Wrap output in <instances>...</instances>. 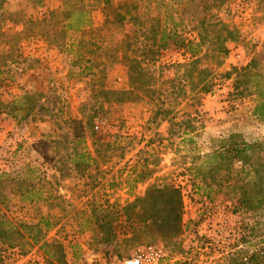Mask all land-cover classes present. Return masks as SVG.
<instances>
[{
  "label": "rangeland",
  "instance_id": "obj_1",
  "mask_svg": "<svg viewBox=\"0 0 264 264\" xmlns=\"http://www.w3.org/2000/svg\"><path fill=\"white\" fill-rule=\"evenodd\" d=\"M63 1L0 0V175L19 181L0 186V215L49 220L47 239L63 245L1 241L0 264H99L146 246L191 264H264V121L255 78L235 88V70L264 75V0H71L89 24L76 28L75 16L66 39ZM165 24L202 44L197 68L181 67L185 49L153 52ZM131 70L138 89L122 95ZM232 135L252 146L241 174L237 161L204 163L213 140ZM167 184L184 201L174 238L137 216L148 189ZM33 187L38 196L23 201Z\"/></svg>",
  "mask_w": 264,
  "mask_h": 264
},
{
  "label": "trees",
  "instance_id": "obj_2",
  "mask_svg": "<svg viewBox=\"0 0 264 264\" xmlns=\"http://www.w3.org/2000/svg\"><path fill=\"white\" fill-rule=\"evenodd\" d=\"M70 1L71 0H64L63 2L65 3V8H63L61 11L57 10V13L62 17L66 15L64 23L61 22L59 25L61 28H63L59 33L60 36L63 37V39H66V35L69 30L75 29L74 24L72 23V19L75 16H80L79 21L76 23V28L81 29L82 27L86 26V24H89V19L85 15V9L71 8ZM192 1L193 0H187L186 4H189ZM104 4L108 6V9L110 6H112L110 0L105 1ZM180 5L184 6L183 1L179 2V6ZM166 18L174 20V16L172 15L166 16ZM43 22L46 23L47 21L44 20L40 22V25L44 24ZM165 25L166 27L161 28V30L158 32L154 31L153 33V40L157 44V48L154 49L153 52H155V54L159 53L161 49H167L171 45L176 46L177 48L179 47L181 49H185L187 53H191L190 55L192 56V58L190 59L191 62L184 64L181 67L185 68L186 71H191L192 69L197 68V64L199 63V58H197V49L201 48L202 44L195 43L194 41L184 38L182 34L177 31V28H175L176 26L170 29L168 28L167 24ZM47 35L48 34H46L45 36ZM128 63H131V61H128ZM235 71L238 72L237 75L239 77L237 82L235 83V88L237 89H239L241 86H244V84L247 85L246 81H243L244 78L250 77L252 80L253 78H255L253 81L255 85L257 84V93L253 113L259 121H264V88L261 89L258 86V82H261V79L264 77V75L262 74V72H252L251 67ZM204 72V70L199 69L198 75H203ZM129 80L131 85H133L132 87H134L133 91L125 92V94L122 95H133L134 91L136 92V90L138 89L136 87L138 86V81H140V78H136V72L134 70L130 71ZM208 90L209 89L206 84H203V86L201 87V91L207 92ZM148 93L156 94L157 91L153 90V92ZM183 135H185V137L182 138L183 140L192 141V132H190L189 130H185ZM118 138L119 137L116 136L114 141L118 142ZM237 138L238 136L232 135L224 139L213 140V143H215L217 147L213 150L212 153L206 155V157L204 158V163L206 165H212V163L229 164V160L232 162L237 161L243 165L240 167L239 173L241 174L243 172H246L244 165H246L249 161V150L252 148V146L245 144L244 142L239 143L237 141ZM196 170H198V168ZM144 179L145 177L142 174L137 178V180L140 182L144 181ZM5 182L12 185H18L19 183V181H17L11 174L8 173L0 175V186L5 185ZM21 194L23 201H33L38 196V194L36 193V188L34 187L26 190L25 192H22ZM2 197L3 195L0 194V204H4V200H2ZM139 201H142L144 205L143 212L141 214H137V216L141 218L146 228H150L152 230L154 229L157 234H161L162 236L173 238L179 236L180 232L182 231L184 215V201L180 189L169 184L164 186L155 185L150 187L145 198L140 199ZM23 226L24 225H16L12 221H9L5 216L0 215V242L7 241L12 246L16 247L15 243H20L19 245H22L21 239L27 237V239H29L33 243V245H40V247L43 249L56 248L60 253L62 252V244H60L58 241H49L47 239V232L52 226L49 220H43L37 224L24 226V236L20 231L21 227ZM61 258L63 259L64 255L61 254ZM241 264L245 263L241 262Z\"/></svg>",
  "mask_w": 264,
  "mask_h": 264
},
{
  "label": "built area",
  "instance_id": "obj_3",
  "mask_svg": "<svg viewBox=\"0 0 264 264\" xmlns=\"http://www.w3.org/2000/svg\"><path fill=\"white\" fill-rule=\"evenodd\" d=\"M227 243V238H224ZM225 249V248H224ZM227 249V247H226ZM192 260L183 254L176 256L166 252L163 247L146 246L138 249L136 254L123 260H115L114 262H100L99 264H191Z\"/></svg>",
  "mask_w": 264,
  "mask_h": 264
}]
</instances>
